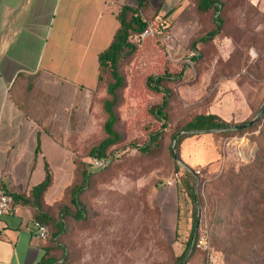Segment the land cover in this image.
<instances>
[{"label":"rangeland","instance_id":"1","mask_svg":"<svg viewBox=\"0 0 264 264\" xmlns=\"http://www.w3.org/2000/svg\"><path fill=\"white\" fill-rule=\"evenodd\" d=\"M199 1L151 0L144 12L147 20L168 25L172 38L164 43L148 37L120 62L124 85L118 90L116 130L121 141L109 149L108 167L93 168L90 152L106 137L103 103L109 96L106 80L110 77L88 89L85 106L77 103L66 112L71 128L57 129L58 134L67 137L75 166L81 161L92 176L80 196L86 207L84 218L62 213L63 207L70 212L76 209L70 189L82 182L79 172L74 171L62 198L47 208L53 218L66 217L62 243L67 254L59 264H179L192 231L195 206L181 181L168 184L176 173L174 155L181 166L202 171L195 186L202 196L196 240L204 235L207 242L195 246L185 264H227L219 241L230 239L232 232L221 225L215 239L209 191L227 173L232 159L248 161L255 146L249 136L224 138L211 131L178 143L172 134L206 111L232 123L258 119L264 109V0H220L224 24L210 40L202 38L215 27L216 15L214 10L202 12ZM165 74L172 78L162 83L169 93L163 120L151 108L162 102L165 92L149 86L148 78ZM164 123V134L149 152L135 146L144 145ZM219 196L216 200L221 204L224 192Z\"/></svg>","mask_w":264,"mask_h":264},{"label":"crops","instance_id":"2","mask_svg":"<svg viewBox=\"0 0 264 264\" xmlns=\"http://www.w3.org/2000/svg\"><path fill=\"white\" fill-rule=\"evenodd\" d=\"M124 4L133 1L0 0V185L15 205L3 217L0 264L62 259L63 249L50 233L40 238L33 221L50 215L72 183V151L57 129L71 128L66 112L85 106L97 87L99 54L120 27ZM46 162L53 182L39 207L32 190L45 180Z\"/></svg>","mask_w":264,"mask_h":264},{"label":"trees","instance_id":"3","mask_svg":"<svg viewBox=\"0 0 264 264\" xmlns=\"http://www.w3.org/2000/svg\"><path fill=\"white\" fill-rule=\"evenodd\" d=\"M133 4L122 5L118 18L120 27L114 34L111 43L99 54V75L97 86L108 79L107 92L108 97L104 100L103 106L107 114L104 124L106 137L91 149L90 154L93 157L110 158L108 167L112 162L109 156V149L121 141V136L116 130L118 116L116 105L118 102V90L124 85V77L120 71L121 60L134 53L137 48V42L133 38L138 35L147 25L149 20L144 17L151 6V0H132ZM199 9L202 12L214 10L215 27L202 40L215 38L223 28L224 20L220 14L222 3L220 0H200ZM172 78V75H156L148 78V85L158 92H165L162 102L154 105L151 112L158 119H167L166 108L168 106V91L162 86L164 80ZM258 119H248L240 123H232L217 113L210 111L195 114L191 119L184 123L178 129H175L172 137L181 143L196 133L214 132L224 138L249 136L252 140V146H255L253 155L248 161L239 162L236 159L231 160V167L218 181L212 183L209 191L210 208L212 216L210 220L211 231L217 239V230L221 225L231 231L230 239L219 241V249L225 255L227 264L239 261L237 264H264V109L260 111ZM165 124V125H164ZM162 128L149 135V140L142 146H137L143 152H149L152 145L159 141L164 134ZM183 133L181 135L180 132ZM238 164V165H237ZM104 167V168H106ZM103 169V168H102ZM175 170L180 172V181L187 195L193 200L195 210L192 225V231L185 251L178 257L179 264H185L193 254L195 246H192L190 253L188 251L194 239L197 237L195 231L196 223L199 220L198 208L202 202V196L196 193V180L199 175L195 173L196 167L185 165L184 167L175 161ZM75 172L82 176V182L76 184L70 189V201L76 208L70 212L68 207L62 208V213H69L75 218H84L86 207L80 199L86 187L89 185L92 173L85 167L84 163L77 160ZM53 182L52 171L46 162V177L39 185L32 190L35 198V204L40 207L44 192ZM224 192L221 204L217 203L216 195ZM229 196H233L228 199ZM221 197V196H219ZM18 198V197H15ZM38 219L49 226L51 238L63 249L64 253L61 261L66 259L67 249L62 243V236L66 234V217L60 215L59 218H53L45 214L38 216Z\"/></svg>","mask_w":264,"mask_h":264},{"label":"built area","instance_id":"4","mask_svg":"<svg viewBox=\"0 0 264 264\" xmlns=\"http://www.w3.org/2000/svg\"><path fill=\"white\" fill-rule=\"evenodd\" d=\"M148 37H158L164 43L171 40L172 35L168 30V25H165L161 21H149L145 28L136 35L133 40L140 43L147 39ZM241 138V137H240ZM255 150V148H254ZM254 153V152H253ZM110 162V158L103 157H92L90 164L95 169H102L106 167ZM201 169L196 168L195 173L197 175L201 174ZM180 172H176L175 175L168 181L169 185H176L180 181ZM15 211L14 198L13 195L3 186L0 185V236L4 231L3 217L5 214L12 213ZM33 229L36 231L38 236L42 239H46L49 235V226L39 219L33 221ZM207 242L206 236L202 235L199 239H194L192 246L200 247L205 245Z\"/></svg>","mask_w":264,"mask_h":264},{"label":"water","instance_id":"5","mask_svg":"<svg viewBox=\"0 0 264 264\" xmlns=\"http://www.w3.org/2000/svg\"><path fill=\"white\" fill-rule=\"evenodd\" d=\"M177 142V139L175 140ZM176 159H178L177 155H174ZM198 226H199V220L198 222L196 223V227H195V231L197 232V229H198ZM191 248H192V244H191V247L189 249V252L191 251Z\"/></svg>","mask_w":264,"mask_h":264}]
</instances>
